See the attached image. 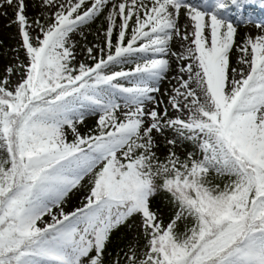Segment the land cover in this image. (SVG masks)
<instances>
[{
  "label": "snow or ice",
  "instance_id": "snow-or-ice-1",
  "mask_svg": "<svg viewBox=\"0 0 264 264\" xmlns=\"http://www.w3.org/2000/svg\"><path fill=\"white\" fill-rule=\"evenodd\" d=\"M0 16V264H264V0Z\"/></svg>",
  "mask_w": 264,
  "mask_h": 264
},
{
  "label": "rangeland",
  "instance_id": "rangeland-1",
  "mask_svg": "<svg viewBox=\"0 0 264 264\" xmlns=\"http://www.w3.org/2000/svg\"><path fill=\"white\" fill-rule=\"evenodd\" d=\"M6 23H7V21L2 16H0V39L8 42V40H7L8 34L14 33L15 27L6 28L5 27ZM0 62H2V58H0Z\"/></svg>",
  "mask_w": 264,
  "mask_h": 264
},
{
  "label": "trees",
  "instance_id": "trees-1",
  "mask_svg": "<svg viewBox=\"0 0 264 264\" xmlns=\"http://www.w3.org/2000/svg\"><path fill=\"white\" fill-rule=\"evenodd\" d=\"M91 39V38H90Z\"/></svg>",
  "mask_w": 264,
  "mask_h": 264
}]
</instances>
